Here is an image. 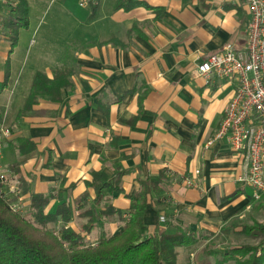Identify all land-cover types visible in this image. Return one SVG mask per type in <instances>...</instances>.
<instances>
[{"label":"crops","instance_id":"crops-1","mask_svg":"<svg viewBox=\"0 0 264 264\" xmlns=\"http://www.w3.org/2000/svg\"><path fill=\"white\" fill-rule=\"evenodd\" d=\"M25 1L28 25L16 32L6 22ZM248 0H100L82 7L78 0H0V117L12 129L0 156V172L15 184L27 212L33 194H52L46 212L68 202L77 228L81 197L93 204V172L121 176V192L103 200L123 212L131 196L149 179L145 222L149 236L174 233L179 226L196 232L189 246L205 264L229 249L259 246L264 260V195L245 182V154L226 139L212 141L234 96L236 80H206L199 64L228 44L247 43ZM17 33L16 43L11 37ZM70 70L61 100L41 96L22 118L35 75L53 79ZM25 138L35 148L21 154L15 144ZM90 241L103 231L123 230L119 217L102 218ZM219 237L231 246L207 248ZM210 246V245H209ZM204 248V249H205ZM194 254V253H193ZM222 260V259H221Z\"/></svg>","mask_w":264,"mask_h":264},{"label":"trees","instance_id":"trees-1","mask_svg":"<svg viewBox=\"0 0 264 264\" xmlns=\"http://www.w3.org/2000/svg\"><path fill=\"white\" fill-rule=\"evenodd\" d=\"M27 5L25 1L12 11L7 26L14 32L26 27ZM16 43L17 33L11 37ZM70 70L63 68L55 71L53 79L38 72L31 93L19 111L18 118L28 114L41 96H49L55 102L61 100V90L69 87L67 76ZM4 84H0L3 88ZM18 151L26 154L35 144L25 138L17 139ZM93 186L96 197L93 204L88 203V195L81 197L82 209L77 217L85 219L74 228L68 226L73 220V212L68 202L61 203L55 211L46 212L53 198L52 194H33L27 212L12 209L0 191V264H179L177 248L189 246L198 238L196 232L179 226L174 233L162 232L160 236H149L145 213L148 193L158 184L149 179L131 198L128 217L107 204L103 210L96 207L109 201L114 192H121V176L107 178L101 172H93ZM119 217L124 221L123 230L117 234L103 231L96 243L90 241L96 227L102 225V218ZM260 247L244 245L225 252L232 255L236 264H264Z\"/></svg>","mask_w":264,"mask_h":264},{"label":"built area","instance_id":"built-area-1","mask_svg":"<svg viewBox=\"0 0 264 264\" xmlns=\"http://www.w3.org/2000/svg\"><path fill=\"white\" fill-rule=\"evenodd\" d=\"M100 0H78L82 7L94 6ZM250 20L247 26V43L241 50L228 44L221 52L201 62L198 73L206 80L220 78L236 80L234 96L225 108L222 124L209 142L226 139L235 152L245 154L248 173L245 182L254 190V198L264 195V0H248ZM12 129L6 116L0 117V156ZM7 182L0 172L1 183ZM14 211L22 212L19 201L21 191L12 184L3 192Z\"/></svg>","mask_w":264,"mask_h":264},{"label":"rangeland","instance_id":"rangeland-1","mask_svg":"<svg viewBox=\"0 0 264 264\" xmlns=\"http://www.w3.org/2000/svg\"><path fill=\"white\" fill-rule=\"evenodd\" d=\"M8 124V123H7ZM9 125V124H8ZM22 213H25L22 209ZM205 241L201 240L200 243L198 244L199 247V252L198 253H191L187 252L185 250H181V258L178 260L179 264H205L206 259L209 258V256L206 254V246H204ZM210 245V246H209ZM208 245V249L211 248L214 251H217L218 253L223 251L225 248L231 246L229 244H225L224 242H221L219 237H216L211 244ZM205 248V249H204ZM222 259V260H221ZM219 261H225L227 264H236L235 260L232 259V255H225L222 254L219 258H217V262Z\"/></svg>","mask_w":264,"mask_h":264}]
</instances>
